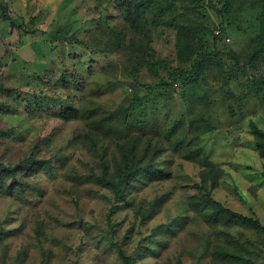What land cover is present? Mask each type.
Instances as JSON below:
<instances>
[{
  "label": "rangeland",
  "instance_id": "rangeland-1",
  "mask_svg": "<svg viewBox=\"0 0 264 264\" xmlns=\"http://www.w3.org/2000/svg\"><path fill=\"white\" fill-rule=\"evenodd\" d=\"M126 1L0 0V264H264V0Z\"/></svg>",
  "mask_w": 264,
  "mask_h": 264
},
{
  "label": "trees",
  "instance_id": "trees-1",
  "mask_svg": "<svg viewBox=\"0 0 264 264\" xmlns=\"http://www.w3.org/2000/svg\"><path fill=\"white\" fill-rule=\"evenodd\" d=\"M125 6V20L132 27L137 26L143 20L146 14H151V25L153 27H159L161 26V22L165 18L167 11V5L165 3L157 2V0H127ZM185 29V27H178L179 31H185ZM229 54L236 63L239 62L238 57L233 52L230 51ZM252 130L255 137L256 147L261 157L264 159V132L259 130L255 126L252 128ZM149 152L150 149L148 146L141 148L138 145H134L131 151V159H129V157H126L125 161L127 163H125L123 167L118 168L119 170L116 179L114 176H112V174L109 175L112 179L106 182V186L109 187L112 191H114L115 194L119 195L122 192V186H129L131 182L137 178V173L140 170H154L156 167V165H154L153 163L155 156H153V158L147 161ZM8 173L10 175H6L5 173L0 175V192H3L2 190L4 188H8V190H10V193H4L6 195L12 194L11 190L15 188L14 182L10 183L9 185H7L6 182L10 178L15 179L17 177V169L9 170ZM262 176L264 178V171L262 173ZM201 197V202L199 201V205H201V207L199 208L197 203H194V206L192 205V208L194 209V207H197L195 213L202 219H204L206 222H212L213 220L215 223H217L218 219H227L228 221L242 220L247 224L259 226L258 221L234 213L233 211L224 208L218 202L214 201L209 193H206L205 196L203 195ZM210 209L213 211V215L208 213ZM123 260L126 263L128 262L125 258Z\"/></svg>",
  "mask_w": 264,
  "mask_h": 264
},
{
  "label": "built area",
  "instance_id": "built-area-1",
  "mask_svg": "<svg viewBox=\"0 0 264 264\" xmlns=\"http://www.w3.org/2000/svg\"><path fill=\"white\" fill-rule=\"evenodd\" d=\"M217 34L219 35V34H220V31H218V32L216 33V35H217ZM227 41H229V39H227Z\"/></svg>",
  "mask_w": 264,
  "mask_h": 264
}]
</instances>
